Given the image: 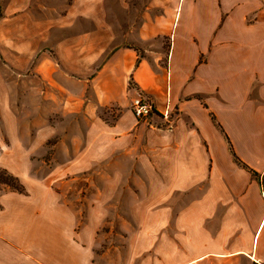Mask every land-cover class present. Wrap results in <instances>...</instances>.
Masks as SVG:
<instances>
[{
  "label": "crops",
  "instance_id": "0c3cea01",
  "mask_svg": "<svg viewBox=\"0 0 264 264\" xmlns=\"http://www.w3.org/2000/svg\"><path fill=\"white\" fill-rule=\"evenodd\" d=\"M103 2L0 0L2 123L21 104L46 115L70 99L115 106L107 138L135 139L154 153L155 183L185 191V261L170 264H264V0H151L121 22ZM139 95L153 98L150 120L172 112L170 131L134 123ZM3 144L0 168L25 174ZM45 186L0 185V264H93Z\"/></svg>",
  "mask_w": 264,
  "mask_h": 264
},
{
  "label": "rangeland",
  "instance_id": "374dc122",
  "mask_svg": "<svg viewBox=\"0 0 264 264\" xmlns=\"http://www.w3.org/2000/svg\"><path fill=\"white\" fill-rule=\"evenodd\" d=\"M150 1L104 0L103 7L121 22L124 15L125 20L139 16ZM160 39L165 55L169 40L167 36ZM9 80L22 85L18 78ZM27 84L30 81L24 80V87ZM34 86L43 88L42 80L35 79ZM34 100L41 105L42 99ZM69 101L67 108H51L48 115L21 104L23 109L9 125L0 119L3 145L9 147L7 151L18 148L19 168L25 169V174L16 175L0 168V185L11 188L4 179L18 185H46L52 216L57 221L65 218L70 230L81 231L83 237L78 240L93 264H170L172 257L184 262L185 230L180 229L179 216L186 208L185 191L171 192L155 183L154 167L147 165L148 160L153 164L154 153L136 146L135 139L107 138V124L116 118L115 106L93 112L87 103ZM166 110L134 123L170 131L172 112L165 120ZM12 132L20 138L11 140ZM172 242L179 247L171 250Z\"/></svg>",
  "mask_w": 264,
  "mask_h": 264
},
{
  "label": "built area",
  "instance_id": "2783aa9c",
  "mask_svg": "<svg viewBox=\"0 0 264 264\" xmlns=\"http://www.w3.org/2000/svg\"><path fill=\"white\" fill-rule=\"evenodd\" d=\"M153 110L154 105L152 100L145 95H139L131 102V111L136 119L148 121V118L153 113ZM164 119L169 120L168 110L164 113Z\"/></svg>",
  "mask_w": 264,
  "mask_h": 264
},
{
  "label": "trees",
  "instance_id": "16d2710c",
  "mask_svg": "<svg viewBox=\"0 0 264 264\" xmlns=\"http://www.w3.org/2000/svg\"><path fill=\"white\" fill-rule=\"evenodd\" d=\"M130 45H133V44H130ZM135 48L137 49V51L139 52V53H141L142 51V49L141 48H139V47H137V46H135ZM131 84V83H130ZM231 154H232V156H233V158H234V160L236 161V163H238L239 165H241V166H243V167H245V168H248L235 154H234V152H233V150L231 149ZM250 171L252 172V174L253 175H255V176H258V174L256 173V172H254V171H252L251 169H250ZM4 182L6 183V184H8L11 188H13V189H16V190H22V185H18V184H13V182H12V179H10V180H7V179H4Z\"/></svg>",
  "mask_w": 264,
  "mask_h": 264
}]
</instances>
